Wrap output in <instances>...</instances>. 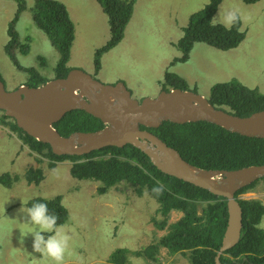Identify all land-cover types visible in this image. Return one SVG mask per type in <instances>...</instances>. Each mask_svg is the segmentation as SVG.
<instances>
[{
	"label": "rangeland",
	"instance_id": "rangeland-1",
	"mask_svg": "<svg viewBox=\"0 0 264 264\" xmlns=\"http://www.w3.org/2000/svg\"><path fill=\"white\" fill-rule=\"evenodd\" d=\"M23 1L26 9L19 16L16 32L20 44L28 45L29 51L24 55L17 48L14 54L22 66L33 67L49 80L54 79L58 52L33 22L31 9L36 0ZM57 1L66 6L75 26L67 66L82 70L103 84L122 82L137 101L158 96L166 72L179 75L190 90L207 99L213 86L231 80L264 94V0L251 5L241 0H222L213 17L238 9L245 38L229 51L195 43L189 60L173 66L172 61L180 56L174 44L183 37L190 16L202 10L209 0H134L132 18L122 41L101 56L97 72L95 54L110 38L107 16L95 0ZM17 7L16 0H0V76L7 90L19 88L27 81L26 74L14 67L4 50L9 42L8 26ZM49 163L47 158L30 151L16 132L0 123V176L18 178L11 188L0 183V264H46L45 258L32 248V235H24L33 226L27 224L20 209L28 207L34 198L58 196L69 211L62 229L71 236L64 264H109L110 255L124 248L129 250L127 264H189L186 256L169 255L162 247L157 251V261L144 255L137 257L138 251L155 246L168 232V228L157 230L152 223L153 218H163L156 213L159 204L150 195L144 193L141 198L124 183L99 195V182L72 178L71 161L57 162L53 169ZM38 168L42 169L44 180L39 185L27 183L26 173ZM239 197L259 200L264 205V180ZM181 216L182 213L172 211L168 225ZM259 226L264 229V217Z\"/></svg>",
	"mask_w": 264,
	"mask_h": 264
},
{
	"label": "trees",
	"instance_id": "trees-1",
	"mask_svg": "<svg viewBox=\"0 0 264 264\" xmlns=\"http://www.w3.org/2000/svg\"><path fill=\"white\" fill-rule=\"evenodd\" d=\"M107 16L110 38L105 46L97 50L94 58L96 72L101 67V56L115 48L123 39L126 26L133 14L134 0H95ZM251 5L262 0H241ZM17 11L8 26L9 42L4 50L14 67L27 76L24 83L30 88L38 87L49 81L35 68L22 66L14 50L27 55L28 45H21L16 24L20 14L26 9L23 0H16ZM222 0H211L202 10L192 14L187 26L183 28V37L174 46L180 52L171 66L186 63L195 43H205L220 51H229L238 47L245 38L239 20L231 30L220 24L210 26V19L216 14ZM34 24L49 39L50 44L58 52L59 58L54 69V79L64 78L72 69L67 66L70 50L75 37V26L66 6L57 0H36L31 9ZM3 80V79H2ZM162 90H190L186 80L175 73L166 72L160 82ZM196 92V90H192ZM209 102L217 108H225L228 112L248 117L255 112L264 110V94L256 88H248L236 80L218 83L210 90ZM0 123L7 125L16 132L24 144L33 153L47 158L49 168L55 163L65 160L73 164L70 168L72 178L79 181L99 182V195L106 194L118 183L128 184L139 196L147 193L159 204L157 214L163 219L153 218L152 223L157 230L168 228L167 234L159 238L155 246H150L136 253L144 255L150 261H157L159 247L166 248L169 255L181 253L186 256L189 264H214L215 256L221 247L227 227L228 211L225 198L216 196L207 190L163 174L152 165L149 158L132 145L122 148L106 147L82 156H57L51 152L49 145L43 144L25 134L15 122L4 114ZM54 128L64 137L75 132H96L103 128L102 122L84 111L76 110L67 113ZM148 130L169 147L178 151L189 164L203 170H237L249 166L264 164V139L245 137L224 130L207 122L174 124L164 122L158 128L140 127ZM37 160H40L37 159ZM25 179L27 183L39 185L43 180L42 169L29 170ZM17 177L0 176V183L11 188ZM159 180L164 191L157 196L152 192ZM260 180L241 188L235 198L242 209V235L239 243L228 249L220 257L222 264H264V229L259 225L264 217V205L255 199H242L239 196L253 189ZM43 202L48 204L49 212H55L59 219L58 225H65L69 219L68 209L62 205L61 198H34L27 204ZM172 211L182 213L180 219L168 225ZM129 250L117 249L108 260L109 264H127L126 253Z\"/></svg>",
	"mask_w": 264,
	"mask_h": 264
},
{
	"label": "water",
	"instance_id": "water-1",
	"mask_svg": "<svg viewBox=\"0 0 264 264\" xmlns=\"http://www.w3.org/2000/svg\"><path fill=\"white\" fill-rule=\"evenodd\" d=\"M76 110L99 119L103 128L68 137L60 135L54 124ZM0 113L28 136L49 145L57 156H82L106 147L134 146L163 174L226 199L227 227L214 264H222L221 255L239 243L242 209L235 194L264 178V164L231 171L203 170L140 127L158 128L164 122H207L245 137L264 139V110L239 117L217 108L197 92L180 89L161 91L154 98L137 101L122 82L103 84L82 70L71 69L64 78L51 79L35 88L21 85L7 90L0 77Z\"/></svg>",
	"mask_w": 264,
	"mask_h": 264
},
{
	"label": "clouds",
	"instance_id": "clouds-1",
	"mask_svg": "<svg viewBox=\"0 0 264 264\" xmlns=\"http://www.w3.org/2000/svg\"><path fill=\"white\" fill-rule=\"evenodd\" d=\"M210 3L211 0H209V4ZM240 19L239 10L233 8L226 10L222 16L218 13L217 16L211 18L210 26L215 27L217 24H220L226 30H231L233 25ZM163 191L164 186L162 182L157 180L156 186L152 188V192L159 196ZM20 211L26 215L27 224L33 226L32 231L24 235H32V248L34 252L39 253L41 257L45 258L46 264H64V258L69 249L71 236L62 230V225L57 224L59 216L55 212H49L48 204L43 202L33 203L30 207H22ZM126 259L128 263L127 256Z\"/></svg>",
	"mask_w": 264,
	"mask_h": 264
},
{
	"label": "flooded vegetation",
	"instance_id": "flooded-vegetation-1",
	"mask_svg": "<svg viewBox=\"0 0 264 264\" xmlns=\"http://www.w3.org/2000/svg\"><path fill=\"white\" fill-rule=\"evenodd\" d=\"M117 82H119V81H117ZM161 91H162V90H161ZM144 193H145V192H144ZM144 193H143V194H144ZM136 194H137V192H136ZM137 195H138V194H137ZM138 196H139V195H138ZM142 196H143V195H142ZM142 196H141V198H143ZM161 217H162V216H161ZM162 218H163V217H162Z\"/></svg>",
	"mask_w": 264,
	"mask_h": 264
},
{
	"label": "bare ground",
	"instance_id": "bare-ground-1",
	"mask_svg": "<svg viewBox=\"0 0 264 264\" xmlns=\"http://www.w3.org/2000/svg\"><path fill=\"white\" fill-rule=\"evenodd\" d=\"M2 81H3V80H2ZM3 82H4V81H3ZM4 84H5V83H4ZM162 91H166V90H162ZM168 91H169V90H168ZM160 92H161V91H160ZM160 92H159V93H160Z\"/></svg>",
	"mask_w": 264,
	"mask_h": 264
}]
</instances>
